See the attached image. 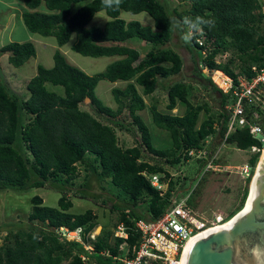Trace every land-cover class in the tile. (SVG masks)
<instances>
[{"label": "trees", "instance_id": "trees-1", "mask_svg": "<svg viewBox=\"0 0 264 264\" xmlns=\"http://www.w3.org/2000/svg\"><path fill=\"white\" fill-rule=\"evenodd\" d=\"M188 1L177 0L178 4L170 8L168 0H121L118 8H105L102 0H24L26 10L22 18L30 31L55 36L60 45L66 44L76 32L75 51L86 56L123 58L91 75L57 50L53 67L38 65L37 74L27 84L28 97L14 91L0 74V189L49 187L61 192L57 206L44 204L43 197L36 194L31 198L33 207L27 220L0 224V232H6L0 245V264L119 263V258L131 256L140 240L136 222L160 217L170 204L172 191L176 190L175 182L170 181L167 191L161 194L151 183L146 174H170L160 163L145 159V150L179 165L192 159L189 149L204 146L212 149L205 141L209 136L216 135L239 149L264 147V142L253 136L248 127H237L227 135L229 93L200 66L205 65L211 73H225L235 81L240 75L254 76V66L264 67V0H191V5L182 12L179 8ZM43 6L46 10H42ZM101 10L112 19L103 28L89 26ZM123 10L135 14L147 11L155 20L154 27L138 20H125L121 17ZM185 16L214 21L212 26L201 25L190 43L182 40L196 64L198 83L204 90L220 93L219 114H209L200 123L201 112H210V108L206 103L192 102L194 84L183 79L167 83V79L183 71L180 53L169 44L176 32L182 37L183 30L173 22L182 21ZM135 38L153 44L145 55L122 43ZM227 51L233 57L228 62H218L217 56ZM0 52L9 53V62L15 67L37 55L33 42H11L3 45ZM102 79L135 82L128 83L124 89L113 88L118 104L114 108L96 95L95 89ZM50 84L63 89H53ZM137 85L143 86V94ZM160 87L167 92L168 111L159 110L156 103L151 111L155 124L171 135L172 145L165 149L154 146L150 129L138 113L147 107L144 96L152 95ZM87 97L93 111L81 107ZM179 101L186 104L183 114L172 112ZM126 111L133 120L129 125L124 121ZM133 125L140 138L135 145L123 147L117 129L137 134ZM259 158L260 151L255 152L249 164L255 168ZM80 166L86 172L82 183L75 180ZM95 179L100 194L92 193ZM247 179L250 182L251 177ZM104 181L116 185L125 196L108 190L102 184ZM245 190L243 203L249 187ZM70 193L83 198H103L105 204L111 203L112 211L118 212L115 229L123 223L129 231L128 238L116 235L106 225L92 238L90 234L99 224L97 214L92 209L78 214L71 212ZM235 214L233 211L227 215L232 218ZM62 226L71 230L82 227L83 242L62 238L57 232Z\"/></svg>", "mask_w": 264, "mask_h": 264}, {"label": "rangeland", "instance_id": "rangeland-1", "mask_svg": "<svg viewBox=\"0 0 264 264\" xmlns=\"http://www.w3.org/2000/svg\"><path fill=\"white\" fill-rule=\"evenodd\" d=\"M168 1L170 8L178 4L177 0ZM191 3L192 1L189 0L185 5H181L179 9L183 12V9L188 8ZM24 10H26L24 0H0V49L3 45L15 41L33 42L37 49V55L35 57H31L20 67H15L9 62V53L0 52V74L2 78L9 83L13 90L17 92H24L27 88V83L29 82L31 75H34L37 72L39 64L46 67H52L55 63L54 53L57 50L62 51L66 55L69 62L80 67L91 75L104 71L108 65L116 61L114 56L93 57L86 56L75 51L72 48V44L77 39L76 33L73 34L67 44L59 45L55 36H44L30 31L22 18ZM134 17L135 18L133 19L139 21H146L144 18L153 19L147 11L138 13L137 15H134ZM200 39L202 40L203 37ZM169 45L173 46L180 53L183 59V71L182 73L167 79V83L183 79L194 84L195 90L190 97L192 102L197 104L206 103L210 108V112L205 110L201 112L199 123L206 119L209 114H219L218 108L221 101L220 93L213 89L204 90L202 85L198 83V80L195 77L196 64L193 61V56L190 51L182 45V38L178 32L174 34L173 40ZM140 48L143 49L141 50L142 53H145V50L149 47L146 45H140ZM232 57L233 54L227 51L219 54L217 56V60L218 62H228ZM166 64L171 65V63ZM200 66L203 68L204 72L211 75L213 81L217 85L219 84V87H227L224 80L227 76L225 73V75L216 71L211 73L205 65L200 64ZM108 82L109 81L107 79H102L97 85L96 93L106 105L117 108L118 104L116 103L114 96L111 95L110 91H107ZM50 87L59 91H62L63 89L62 86H54L52 84H50ZM140 89L142 92V88ZM26 93H28V90H26ZM144 98L147 107L144 110L138 111V113L142 116L150 129L154 146L160 149L170 147L172 145L170 133L155 124L151 111V106L155 100L157 101L159 110L164 112L168 111L166 107L169 102L167 92L160 87L155 91V93L149 96H144ZM81 107L90 111L94 110L90 105V101L82 103ZM185 110L186 104L179 101L177 107L174 108L172 112L182 114ZM123 116L125 123L128 125L133 122L127 111ZM263 121L264 118L262 122ZM131 127L135 129L134 131L137 130L135 125ZM136 133L137 134H134V132L132 133L125 129L118 128L117 134L119 143L123 147L135 145L137 138H140V132L137 130ZM205 141L206 144H209L212 148V154L214 155L212 158L215 160V163L221 165L222 169L220 168V171H214L212 169L206 170V163L199 162L196 159L182 162L179 165H172L167 162V158L156 156L147 150H145L144 158L150 160L151 162H158L167 169L170 176L164 175L163 177L165 178L164 182L166 188L169 185V182L173 181L176 185L175 195L185 196L190 193L191 205L195 211L200 213L202 217L210 218L215 213L219 212L228 214L236 211L237 213L240 211L239 208L241 206L243 207L245 204V201L243 203L244 194L246 192L245 189L249 187L250 183L248 182L247 176L239 172L240 169L238 167L249 164L251 158L255 154V151L252 148L245 150L239 149L234 144L225 143L216 135L214 137H207ZM263 151L260 152V158ZM225 165L232 166L234 168L233 171H225L223 167ZM85 174L86 172L83 166H80V172L75 180L78 183L84 182ZM161 174L165 173L162 172ZM102 184L106 186L108 190L125 196L116 185L111 184L108 181H104ZM91 186L93 188L92 193H101L96 179ZM36 194L42 196L44 204L49 206H57L58 200L61 196L60 191L49 187L30 188L25 190L0 189V224L18 219L27 220L33 207L31 198ZM70 198L73 201V206L70 209L71 212L78 214L83 213L87 209H92L97 214L99 224L94 231L91 232L90 236L92 238L101 232L103 225H106L111 230L116 231L114 224L117 222L118 212L112 211L111 203L105 204L103 202V198H83L71 193ZM5 234L6 232L4 231L0 232V245L4 243ZM123 246L125 247V250L128 249L127 246ZM88 248H91V246L88 245Z\"/></svg>", "mask_w": 264, "mask_h": 264}, {"label": "built area", "instance_id": "built-area-1", "mask_svg": "<svg viewBox=\"0 0 264 264\" xmlns=\"http://www.w3.org/2000/svg\"><path fill=\"white\" fill-rule=\"evenodd\" d=\"M253 69L256 71L254 76L249 78L240 75L237 81L226 74L224 80L227 87L220 86L224 92L229 93V102L226 105V109L230 113L227 135L237 127H248L253 136L264 142L262 123L264 118V67L257 68L254 66ZM252 149L255 152H261L264 147L255 146ZM188 155L192 159H203V162L206 163V170L220 171L222 169L220 164L215 163L212 158L214 157L212 150L207 146L189 149ZM223 167L225 171H233L234 169L228 165ZM238 168L240 169L239 172L251 178L256 169L250 164ZM146 175L151 183L160 189L161 194L167 191L168 186L166 188L163 180L164 174ZM175 192L176 190L172 191L170 204L160 217L139 219L136 222L140 240L138 244L134 245L131 256L125 255L119 258L120 262L116 264H153L154 261H162L163 264H180L183 253L193 238L201 232L219 227L230 220L227 214L220 212L215 213L210 218L202 217L189 203L190 193L179 196L175 195ZM57 232L62 238L83 242L84 230L82 227L71 230L62 226L57 229ZM116 235L128 238L129 231L123 223L117 226ZM88 249L91 250L92 247Z\"/></svg>", "mask_w": 264, "mask_h": 264}, {"label": "water", "instance_id": "water-1", "mask_svg": "<svg viewBox=\"0 0 264 264\" xmlns=\"http://www.w3.org/2000/svg\"><path fill=\"white\" fill-rule=\"evenodd\" d=\"M260 163L261 158L243 208L229 222L188 243L185 264H255L251 249L257 244L264 245V162L259 169ZM252 186L254 191L249 200Z\"/></svg>", "mask_w": 264, "mask_h": 264}, {"label": "crops", "instance_id": "crops-1", "mask_svg": "<svg viewBox=\"0 0 264 264\" xmlns=\"http://www.w3.org/2000/svg\"><path fill=\"white\" fill-rule=\"evenodd\" d=\"M42 10H46L45 9V6H43V8H42ZM132 12H129V11H125V10H123L122 11V13H121V17H123L125 20H127V21H131V20H136V19H133V18H135L134 17V15H137L138 13H132ZM141 13V12H140ZM131 15V16H130ZM112 18L107 14V12L105 11V10H101V11H99V12H97L96 14H95V16H94V18L91 20V22L89 23V26H98V27H104L105 25H106V23H107V21H109V20H111ZM154 19V18H153ZM153 19H151V18H149V19H147V18H144V20H146V21H140L142 24H144V25H150V26H153L154 27V25H155V20H153ZM139 21V20H138ZM74 33H76V32H74ZM74 33H72V35H71V37L73 36V34ZM77 34V33H76ZM77 40V39H76ZM58 41V40H57ZM69 42V41H68ZM67 42V43H68ZM76 42V41H75ZM75 42H73V44H72V48H73V45H74V43ZM66 43V44H67ZM123 44H125V45H127V46H131V47H135V48H137L141 53H142V51L141 50H143V49H141L140 48V45H146L147 47H149L148 49H146L145 50V53H142L143 55H145L150 49H151V47L153 46V44L152 43H150V42H147V41H145V40H143V39H140V38H135V39H129V40H126L125 42H122ZM60 45V44H59ZM145 49V48H144ZM62 52V51H61ZM63 53V52H62ZM55 54V53H54ZM64 54V53H63ZM65 55V54H64ZM66 56V55H65ZM112 56H114V58H115V60L117 61V60H119V59H121V58H123V56H120V55H112ZM67 58V57H66ZM71 63V62H70ZM55 64V63H54ZM166 64V63H165ZM167 65V64H166ZM54 66V65H53ZM52 66V67H53ZM46 67V66H45ZM48 68H50V67H48ZM37 72H38V67H37ZM37 72L34 74V75H31V78L33 77V76H35L36 74H37ZM24 78H25V76H24ZM30 78V79H31ZM108 80V79H107ZM30 81V80H29ZM101 81V80H100ZM99 81V82H100ZM109 82L107 83V88H108V90L107 91H110L111 92V95H113V88L114 87H120V88H122V89H124L126 86H127V84L128 83H130V82H135V80H130V81H126V80H118V81H110V80H108ZM28 84V83H27ZM137 87H138V90H139V92L141 93V94H143V86H141V85H137ZM97 88V87H96ZM140 88H142V92H141V89ZM26 90H27V88H26ZM26 90L23 92V91H20L19 93H21V94H23V96H26V97H28L30 94H29V92L28 93H26ZM15 91V90H14ZM17 92V91H16ZM95 92H96V89H95ZM155 93V92H154ZM96 95H97V93H96ZM98 96V95H97ZM114 96V95H113ZM154 103H156L157 104V101L155 100L154 101ZM176 114V113H175ZM183 114V113H182Z\"/></svg>", "mask_w": 264, "mask_h": 264}, {"label": "clouds", "instance_id": "clouds-1", "mask_svg": "<svg viewBox=\"0 0 264 264\" xmlns=\"http://www.w3.org/2000/svg\"><path fill=\"white\" fill-rule=\"evenodd\" d=\"M121 4V0H102V5L105 8H118ZM175 27L183 30L182 40L185 43H190L193 34L200 31L201 25L212 26L214 21L206 20L200 16H197L194 20L185 16L183 20H176L173 22ZM251 255L254 258L255 264H264V245L257 244L251 249Z\"/></svg>", "mask_w": 264, "mask_h": 264}, {"label": "bare ground", "instance_id": "bare-ground-1", "mask_svg": "<svg viewBox=\"0 0 264 264\" xmlns=\"http://www.w3.org/2000/svg\"><path fill=\"white\" fill-rule=\"evenodd\" d=\"M263 162H264V151H263V153H262V155H261V163H260V165H259V167H258L259 169H260V167L262 166ZM259 169H258V171H257V174H258L259 171H260ZM257 174H256V175H257ZM251 189H252V191H251V196H250L249 200H250L251 197H252V194H253V191H254V187L252 186ZM230 220H231V219H230ZM230 220H229V221H230ZM229 221H227V222H229ZM227 222H226V223H227ZM208 231H209V230H206V231H204V232H201V233L198 234V235L205 234V233H207ZM198 235H197V236H198ZM197 236H196V237H197ZM196 237H195V238H196ZM193 240H194V238H193L190 242H192ZM190 242H189V243H190ZM186 256H187V250L184 252L180 264H185Z\"/></svg>", "mask_w": 264, "mask_h": 264}]
</instances>
